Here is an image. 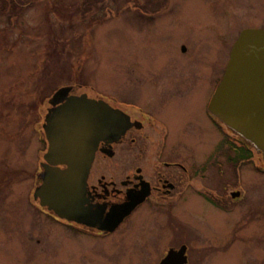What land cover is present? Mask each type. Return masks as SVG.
Segmentation results:
<instances>
[{
    "label": "rangeland",
    "instance_id": "rangeland-1",
    "mask_svg": "<svg viewBox=\"0 0 264 264\" xmlns=\"http://www.w3.org/2000/svg\"><path fill=\"white\" fill-rule=\"evenodd\" d=\"M88 1L87 6L97 0ZM108 1L89 11L84 0L35 1L31 7L21 6L16 16L0 11V264L69 260L55 247L56 233L45 229L46 222L36 218L31 205L46 151L42 123L57 88L81 84L93 87L95 94L116 95L120 72L131 80L129 73L157 68L163 61L168 68H189L212 79L213 69L222 75L241 30L264 29V0H168L166 8L152 16L166 26L151 31L149 17L128 8L130 0ZM3 4L0 1V8ZM207 144L205 140L203 149ZM250 153L254 173L240 166L245 196L234 207L236 228L230 234L235 250H212L224 241L227 247L228 209L205 211L208 223L200 217L188 225L187 243L196 245L192 254L202 256L200 263L192 258L189 264H264V174L254 167L261 166V156ZM179 224L174 221L171 235H180ZM29 233L40 237L42 246L32 245ZM27 244L34 249L26 250ZM69 245L62 249L68 251Z\"/></svg>",
    "mask_w": 264,
    "mask_h": 264
},
{
    "label": "flooded vegetation",
    "instance_id": "flooded-vegetation-1",
    "mask_svg": "<svg viewBox=\"0 0 264 264\" xmlns=\"http://www.w3.org/2000/svg\"><path fill=\"white\" fill-rule=\"evenodd\" d=\"M0 1L6 14L13 10L16 16L17 8L31 7L41 0H24L22 4L16 0ZM105 2L109 1L100 0L101 4ZM166 2L130 0L128 8L149 17L146 25L150 31L162 30L166 21L156 22L152 16L165 9ZM170 14L168 9L167 15ZM182 51L186 53L184 46ZM197 72L171 69L163 61L157 68H139L136 73H129L131 80L126 79L127 72H120L121 85L116 95L95 94L91 86L73 85L70 96L86 94L90 99L104 101L120 111L126 128L114 142L99 141L87 178V202L80 217L70 221L48 212L37 200L31 203L37 210L36 218L44 220L45 229L58 236L55 247L69 257L65 264H161L169 253L167 264H189L192 258L200 263L202 256L192 254L196 245L187 243L188 225L196 224L194 220L200 217H206L208 223L211 218L205 211L212 214L220 209L231 213L226 216L229 238L227 247L224 241L212 250H235L234 234H230L236 228L234 207L245 196L241 189L245 171L240 166H249L247 172L254 173L249 162L251 148L221 125L208 109L221 76L214 69L212 79ZM205 80L208 83L204 86ZM142 81L145 82L139 83ZM205 140L208 144L203 149ZM254 167L264 174L262 166ZM130 201L137 204L112 226L110 220L115 212ZM174 221L180 222L177 234L181 237L171 235ZM146 222L148 227L144 226ZM28 239L32 245L42 246L40 237L29 233ZM65 239L71 243H66L68 251L62 249L66 248ZM31 244L26 250L34 249Z\"/></svg>",
    "mask_w": 264,
    "mask_h": 264
},
{
    "label": "water",
    "instance_id": "water-1",
    "mask_svg": "<svg viewBox=\"0 0 264 264\" xmlns=\"http://www.w3.org/2000/svg\"><path fill=\"white\" fill-rule=\"evenodd\" d=\"M71 89L60 87L48 100L51 108L42 125L47 150L33 191L42 207L70 221L85 210L87 177L99 141L114 142L126 128L119 110L85 94L69 96ZM208 109L260 153L264 162V29L239 34ZM135 204L130 201L119 208L111 225L127 216ZM170 257L171 253L161 264Z\"/></svg>",
    "mask_w": 264,
    "mask_h": 264
},
{
    "label": "trees",
    "instance_id": "trees-1",
    "mask_svg": "<svg viewBox=\"0 0 264 264\" xmlns=\"http://www.w3.org/2000/svg\"><path fill=\"white\" fill-rule=\"evenodd\" d=\"M89 3V1L88 0H84V2H83V6H84V9L85 10H88L89 8L87 7V4ZM96 3H100V0H97V1H95V2H93V4H96ZM3 7H4V4H3ZM3 7H2V9H1V11H4V9H5V7H4V9H3ZM14 7V6H13ZM14 9V8H13ZM21 9L20 8H17V11H20ZM90 10V9H89ZM88 10V11H89ZM11 12H13L14 13V11L13 10H11Z\"/></svg>",
    "mask_w": 264,
    "mask_h": 264
}]
</instances>
